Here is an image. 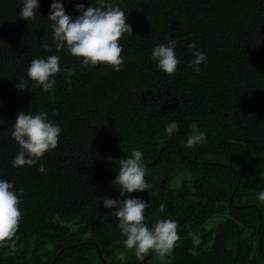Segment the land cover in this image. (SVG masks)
<instances>
[{
    "label": "trees",
    "instance_id": "trees-1",
    "mask_svg": "<svg viewBox=\"0 0 264 264\" xmlns=\"http://www.w3.org/2000/svg\"><path fill=\"white\" fill-rule=\"evenodd\" d=\"M59 2L73 20L77 5L96 6ZM112 2L133 29L119 41L118 72L81 67L66 47L56 50L47 19L53 0H38L31 21L19 15L24 0H0V179L24 193L16 247H0V264H264V0ZM169 39L180 60L172 75L152 59ZM192 43L207 56L199 73ZM50 55L60 56L62 71L54 93H45L27 70ZM21 78L26 90L17 87ZM42 111L61 128L58 146L35 166L14 167L21 149L12 125L20 113ZM172 122L178 130L169 136ZM193 123L206 138L187 148ZM133 150L143 154L151 187L125 197L148 203L149 227L158 219L178 224L180 239L163 259L149 253L141 261L126 250L117 209L103 205L125 198L114 182Z\"/></svg>",
    "mask_w": 264,
    "mask_h": 264
},
{
    "label": "clouds",
    "instance_id": "clouds-1",
    "mask_svg": "<svg viewBox=\"0 0 264 264\" xmlns=\"http://www.w3.org/2000/svg\"><path fill=\"white\" fill-rule=\"evenodd\" d=\"M38 8V0H24L19 15L31 21L35 18ZM76 10L81 15L73 20L66 14L64 5L59 0H53L51 14L47 19L51 22L56 50L59 52L66 47L73 57L82 58L81 67L95 68L98 65H107L117 72L120 71L124 63V49L119 41L126 33L133 32L132 26L127 23L125 12L112 0H96V6L89 7L79 4ZM176 44L175 39H169L167 44L161 43L152 52V59L158 62V68L168 75L174 74L180 64L175 54ZM43 47L47 49L49 45L45 43ZM189 48L193 56L191 66L199 73L200 65L207 60V56L203 51L197 50L196 43L189 44ZM61 71L60 56L50 55L47 58L33 59L27 76L45 93H54L57 83L54 77ZM63 71L68 77L74 74L71 68H65ZM17 87L19 90H26L27 81L21 78ZM12 129V138L21 149L13 160L14 167L35 166L46 152L58 146L61 135V128L49 121L47 113L43 111L36 115L18 114ZM177 130L176 122L166 126L169 136ZM205 138V132L193 123L185 147L202 144ZM142 156V152L133 150L131 156L119 160L114 184L119 186L118 190L124 197L125 193L144 192L151 187L146 181V167L142 163ZM39 171H46L43 164L40 165ZM23 194V189H20L18 194L13 184L0 179V247H16L14 238L22 217L20 197ZM258 200L264 203V191L258 193ZM103 205L108 209H117L112 212V216L119 221L118 228L126 237L123 246L126 250L134 251L136 258L141 261L149 253L163 259L171 254L180 239L175 220L158 219L151 227L145 224V211L149 205L143 199L126 196L118 201L105 197ZM165 207V204L161 203L160 211L163 212ZM198 243V240H194V244ZM189 251L192 255L198 254L194 249ZM115 258L123 261L126 255L117 250Z\"/></svg>",
    "mask_w": 264,
    "mask_h": 264
}]
</instances>
